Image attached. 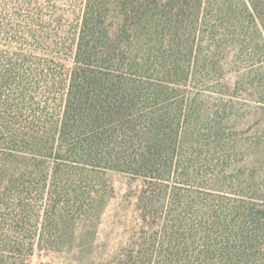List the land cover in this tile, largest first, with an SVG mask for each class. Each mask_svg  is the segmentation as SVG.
Here are the masks:
<instances>
[{
	"label": "trees",
	"instance_id": "16d2710c",
	"mask_svg": "<svg viewBox=\"0 0 264 264\" xmlns=\"http://www.w3.org/2000/svg\"><path fill=\"white\" fill-rule=\"evenodd\" d=\"M109 172L141 181L118 264H264V0H0V264Z\"/></svg>",
	"mask_w": 264,
	"mask_h": 264
},
{
	"label": "rangeland",
	"instance_id": "374dc122",
	"mask_svg": "<svg viewBox=\"0 0 264 264\" xmlns=\"http://www.w3.org/2000/svg\"><path fill=\"white\" fill-rule=\"evenodd\" d=\"M108 21L113 33L118 18ZM106 180L112 195L105 205L87 218L65 223L58 242L35 250L27 264H118L123 259L141 227L135 210L141 181L132 182L117 172L107 173Z\"/></svg>",
	"mask_w": 264,
	"mask_h": 264
}]
</instances>
